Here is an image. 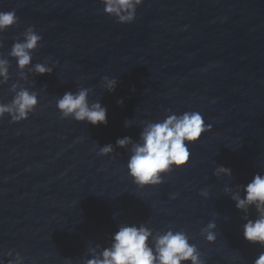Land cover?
Wrapping results in <instances>:
<instances>
[{"label":"water","instance_id":"water-1","mask_svg":"<svg viewBox=\"0 0 264 264\" xmlns=\"http://www.w3.org/2000/svg\"><path fill=\"white\" fill-rule=\"evenodd\" d=\"M103 7L100 0H0V11L19 17L0 33V56L10 61L0 103L14 95L8 51L28 26L42 36L30 65L54 63L51 74H31L24 84L38 93L28 118L0 119V261L7 264L12 251L23 264H79L90 258V242L110 244L118 224L145 223L184 230L206 264H252L264 249L243 239V213L223 189L264 174V0H143L125 24ZM104 76L117 80L111 93ZM77 87L91 88L89 101L106 107V126L61 119L56 99ZM165 110L197 111L211 129L188 145L185 166L138 188L127 174L129 149L115 141L137 140L141 121L163 120ZM109 143L114 152L98 155ZM216 166L232 176H214ZM209 221L217 225L211 244L200 235Z\"/></svg>","mask_w":264,"mask_h":264},{"label":"clouds","instance_id":"clouds-1","mask_svg":"<svg viewBox=\"0 0 264 264\" xmlns=\"http://www.w3.org/2000/svg\"><path fill=\"white\" fill-rule=\"evenodd\" d=\"M104 6L103 12L115 19L117 23H132L136 9L143 0H100ZM19 17L15 10L0 11V33L15 26ZM22 40H14L8 56L14 58L17 68V80L12 82L8 91L13 93L8 103H0V119L5 114L10 123H17L28 118L38 104V93L29 90L24 84H30L29 75L51 74L54 69L46 60L31 64L32 53L37 49L42 36L34 27L28 26L21 34ZM3 45L0 44V47ZM10 61L0 56V86L10 80ZM27 68V73L25 69ZM104 89L111 93L115 90L117 80L104 76L101 78ZM91 88L77 87L73 91H65L56 99L55 106L61 119L71 118L76 122H86L92 126L107 125V109L100 100L89 101ZM122 104V100L117 101ZM163 120L155 122L141 121L143 125L137 140L125 136L117 138L115 147L128 148L130 155L126 163L127 174L138 188L157 186L163 182V176L173 168L185 166L190 159L188 145L196 142L202 134L211 129L206 124L202 114L197 111H185L182 114L165 110ZM124 126H130V120L124 121ZM129 146H131L129 148ZM114 145L109 143L99 147L98 155H110ZM216 177L232 176L230 168L216 166L213 171ZM223 192L234 202L235 208L243 213L241 219L242 236L250 244L264 249V174L255 173L246 185H236L235 189L224 187ZM170 193V198L175 197ZM199 195L208 198L209 192L201 190ZM255 210V218H249V210ZM216 222L209 221L201 228L200 235L204 241L211 244L216 240ZM86 255L79 264H206L201 258L197 245L190 243V237L184 230H173L171 227L163 231H154L145 223L118 224L117 231L110 237V244L102 247L91 242L86 248ZM12 257L7 264H23L20 253L12 251L4 253ZM0 264H3L0 261ZM252 264H264V251L252 261Z\"/></svg>","mask_w":264,"mask_h":264}]
</instances>
